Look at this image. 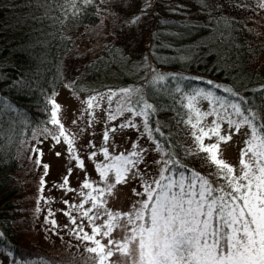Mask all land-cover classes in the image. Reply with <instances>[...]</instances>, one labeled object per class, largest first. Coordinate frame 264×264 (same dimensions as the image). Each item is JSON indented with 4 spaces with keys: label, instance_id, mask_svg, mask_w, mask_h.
I'll use <instances>...</instances> for the list:
<instances>
[{
    "label": "trees",
    "instance_id": "obj_1",
    "mask_svg": "<svg viewBox=\"0 0 264 264\" xmlns=\"http://www.w3.org/2000/svg\"><path fill=\"white\" fill-rule=\"evenodd\" d=\"M253 2L0 0V264L84 261L69 251L67 259L59 256L43 229L50 169L42 145L60 135V124L51 122L53 97L66 84L76 36L102 22L101 40L71 63L72 93L129 91L131 109L145 115L162 176L225 183L201 150L203 123L192 102L202 96L215 110L231 108L248 118L251 131L264 125V0L259 8Z\"/></svg>",
    "mask_w": 264,
    "mask_h": 264
},
{
    "label": "rangeland",
    "instance_id": "obj_2",
    "mask_svg": "<svg viewBox=\"0 0 264 264\" xmlns=\"http://www.w3.org/2000/svg\"><path fill=\"white\" fill-rule=\"evenodd\" d=\"M262 1L254 0L257 7ZM103 23L101 29L93 27L76 36L75 48L65 67L66 84L53 97L56 118L63 126L64 136L59 135L57 141L42 145L43 159L49 164L50 170L45 182L41 221L44 231L57 242L59 256L67 259L69 251L80 258L84 257V261L78 259L76 263L70 264H88V260L95 257L96 254L88 252L87 248L96 247V244L84 240L85 234L94 236L102 245H108L109 240L113 242L111 250L114 254L105 259V264H130L129 258L123 256L116 245L123 244L133 230L144 223L143 220H136L132 214L147 201L145 187L155 180H161L163 173L156 145L150 133L145 132V115L131 109L132 96L129 91L78 98L67 86L71 63L85 54L88 57L93 50L91 45L95 46L103 37L106 27ZM93 97L95 99L89 107L87 102ZM192 103L200 112L202 129L207 133L204 135L206 147L218 144V151H213L219 159L232 166L239 176L241 151L247 147L245 142L251 139V129L231 113V108L215 110L211 101L202 96H196ZM237 124L240 125L239 129ZM214 128H218V134L211 131ZM106 132L107 141L104 139ZM221 136L230 139L224 142L220 140ZM65 137L72 141L71 145ZM105 149L107 157L104 155ZM133 152L138 155L132 156ZM118 156L138 161L135 166L128 165L130 171L125 174L124 182L119 184L115 180V168L109 169L105 178L97 171L98 166L103 168L113 164L114 158ZM85 182L91 187L84 188ZM110 185H114L111 190ZM89 195L97 198L95 203L103 202L102 207H93L94 202L89 199ZM85 211H88V216L84 215ZM108 213L120 215L113 220ZM144 216L146 218V210ZM129 218L133 223H128ZM109 226L113 230L105 236ZM94 228L99 230L98 234L93 232ZM28 264L60 263L39 260Z\"/></svg>",
    "mask_w": 264,
    "mask_h": 264
},
{
    "label": "snow or ice",
    "instance_id": "obj_3",
    "mask_svg": "<svg viewBox=\"0 0 264 264\" xmlns=\"http://www.w3.org/2000/svg\"><path fill=\"white\" fill-rule=\"evenodd\" d=\"M94 99L87 102L89 107ZM145 107L151 108V105ZM233 107L238 115L241 114L238 106ZM51 122L59 124L55 111ZM244 123L251 124L247 117ZM236 127L239 129L240 125ZM252 127L251 139L245 142L247 147L241 151L239 176L213 151H218V144L204 147L201 143V150L211 154L210 160L217 167L216 175L225 181L224 184L214 186L200 174L180 173L178 178L162 176L161 180L145 187L147 201L132 214L144 223L134 229L123 244L116 245L120 253L129 258L130 264H264V125ZM211 131L218 134V128ZM201 132L207 135L203 129ZM60 135L64 136L62 125ZM65 139L72 144L67 137ZM104 139H108L107 132ZM196 139L201 141L202 137ZM229 139L220 137L224 142ZM104 155L108 156L106 149ZM114 160L113 164L103 168L98 166L97 171L105 178L108 170L115 168V180L119 184L130 171L128 165L135 166L138 161L125 156ZM165 180L167 183L163 182ZM83 187L90 188L91 184L85 182ZM112 187L114 185H110L109 190ZM89 199L94 202L93 207H102L103 202L95 203L96 197L89 195ZM145 210L149 212L147 218ZM84 215L88 216V211ZM108 215L115 220L120 214ZM124 215L128 216L127 213ZM128 223L133 220L129 218ZM112 230L109 226L104 235H109ZM98 231L93 229L94 233L98 234ZM83 239L96 244V247L87 248L88 252L96 254L93 258L96 264H104L106 258L113 256L111 240L108 245H102L94 236L85 234Z\"/></svg>",
    "mask_w": 264,
    "mask_h": 264
}]
</instances>
